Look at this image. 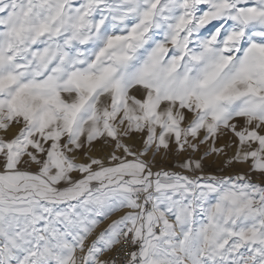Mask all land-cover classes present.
<instances>
[{
	"label": "snow or ice",
	"instance_id": "snow-or-ice-1",
	"mask_svg": "<svg viewBox=\"0 0 264 264\" xmlns=\"http://www.w3.org/2000/svg\"><path fill=\"white\" fill-rule=\"evenodd\" d=\"M0 264H264V0H0Z\"/></svg>",
	"mask_w": 264,
	"mask_h": 264
},
{
	"label": "rangeland",
	"instance_id": "rangeland-1",
	"mask_svg": "<svg viewBox=\"0 0 264 264\" xmlns=\"http://www.w3.org/2000/svg\"><path fill=\"white\" fill-rule=\"evenodd\" d=\"M212 167L213 168H215L216 167V165H212ZM229 171H231V170H229ZM218 174V173H217ZM121 213H116L115 215H113L110 219H116V218H118V216L120 215ZM108 222H110V221H108ZM107 222H105V224H106Z\"/></svg>",
	"mask_w": 264,
	"mask_h": 264
}]
</instances>
